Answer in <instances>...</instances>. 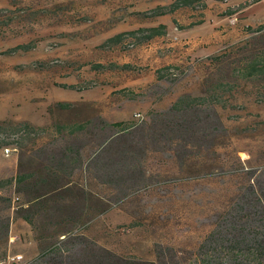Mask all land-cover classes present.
<instances>
[{"label": "rangeland", "instance_id": "obj_1", "mask_svg": "<svg viewBox=\"0 0 264 264\" xmlns=\"http://www.w3.org/2000/svg\"><path fill=\"white\" fill-rule=\"evenodd\" d=\"M171 1L0 0V8H17L13 21L0 27V50L36 41L30 51L0 55V120L35 125L72 120V111L50 115L46 110L54 101L71 100L91 103L82 116L136 122L126 132L97 123L79 135L85 155L92 156L88 189L95 200L94 215L83 232L118 254L148 260H155L158 244L195 249L240 190L256 180L264 185V77L245 79L239 70L242 62L264 50V43L228 17L231 6L244 0H207L203 11L183 8L150 20L133 13ZM256 3L264 5L258 1L248 6ZM245 15L251 24L264 17ZM198 20L203 23L179 29ZM160 23L166 25V35L140 46L99 47L114 33ZM211 54L222 61L210 63ZM52 59L68 63L43 71L27 67ZM110 62L133 67L106 71L90 67ZM168 64L182 71L173 82L158 80L155 71ZM205 76L230 85L221 103L205 111L166 115L181 94H199ZM87 80L96 85L80 92L60 86ZM120 90L138 95L129 99ZM136 112L142 120H134ZM168 117L194 120V131L183 138L169 131L160 135ZM16 156L0 150V178L14 174ZM94 162L105 167L94 168ZM29 246L28 240L13 243L11 254L22 253L29 262L33 258Z\"/></svg>", "mask_w": 264, "mask_h": 264}, {"label": "trees", "instance_id": "obj_2", "mask_svg": "<svg viewBox=\"0 0 264 264\" xmlns=\"http://www.w3.org/2000/svg\"><path fill=\"white\" fill-rule=\"evenodd\" d=\"M13 3L10 2V5L13 6ZM206 7L207 0H172L167 4H157L150 9L133 13L140 20H150L173 14L183 8L203 11ZM16 10L17 8H0V27L13 21ZM201 23L203 20L190 22L179 26V29H190ZM247 29L264 43V22ZM166 33L165 24L139 26L108 36L99 47L133 48L156 37L165 36ZM35 44V40H29L9 46L0 50V55L27 52L34 49ZM231 46V49L235 48V45ZM207 59L212 64L222 61L218 54L208 55ZM67 63L58 59L36 60L27 67L43 71ZM90 67L106 71L131 69L133 66L129 63L110 62L93 63ZM239 70L240 76L245 79L264 77V50L242 62ZM180 71L182 68L179 66L168 64L155 72L158 80L173 82L177 79L176 73ZM95 85L93 80L60 84L76 92L91 89ZM227 85L225 81L205 76L200 93L181 94L168 106L166 115L212 108L221 103L224 92L231 89ZM119 92L129 99L138 95L125 90ZM90 105V102L54 101L46 107L50 115L72 111L74 117L72 120L54 119L49 125H35L28 120H0V150L10 148V152L17 155L14 174L0 178V262L11 255L8 245L11 222L22 219L31 227L37 250L32 260L25 264H264V185L261 180L249 182L236 194L229 207L222 212V219L216 221L213 229L195 249L183 250L158 244L154 248L155 260H148L118 254L87 236L83 229L94 215L92 212L95 201L88 189L92 156L85 155L86 146L79 135H86L90 127L97 123L99 126H111L117 132H126L136 124L126 120L109 123L100 114L94 117L82 116V109ZM171 119L168 117L163 120L166 131H161L160 135H168L169 131L171 135L183 138L185 134H192L194 131V120L191 123V120L185 118H180V121ZM104 144L105 142L101 145ZM94 163V168L105 167L99 162ZM76 171L79 174L74 180ZM98 205L95 207L96 211L101 210Z\"/></svg>", "mask_w": 264, "mask_h": 264}, {"label": "crops", "instance_id": "obj_3", "mask_svg": "<svg viewBox=\"0 0 264 264\" xmlns=\"http://www.w3.org/2000/svg\"><path fill=\"white\" fill-rule=\"evenodd\" d=\"M263 6L264 5L261 3H256L254 5L248 6V4L245 3V0H244L242 2H239L237 5L231 6L233 10L231 13H229L228 17L237 19L238 21L236 22H237V25H239V27H243V28L244 27H254L258 24L263 23L264 17L261 18L257 23L251 24V23L246 22V20L248 19V16L245 15V13H248L252 16H260L264 14ZM190 29H186V30H190ZM25 240H28V244L30 245L29 255L35 256L37 254L36 253L37 250H36V243L34 240V235L31 230V227L26 221L22 219L13 220L10 225V236H9V242H8L9 252H11L13 243H16L19 241H25ZM15 253H19V252H15Z\"/></svg>", "mask_w": 264, "mask_h": 264}, {"label": "built area", "instance_id": "obj_4", "mask_svg": "<svg viewBox=\"0 0 264 264\" xmlns=\"http://www.w3.org/2000/svg\"><path fill=\"white\" fill-rule=\"evenodd\" d=\"M258 1H264V0H246L245 3L252 4ZM143 116L140 112L134 113V120H142ZM10 148H3L2 153L9 154ZM25 264V260L22 253H13L9 255L4 261H1L0 264Z\"/></svg>", "mask_w": 264, "mask_h": 264}]
</instances>
